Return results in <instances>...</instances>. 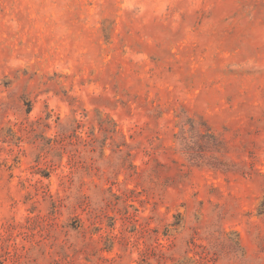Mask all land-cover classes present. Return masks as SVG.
Wrapping results in <instances>:
<instances>
[{
  "label": "rangeland",
  "instance_id": "obj_1",
  "mask_svg": "<svg viewBox=\"0 0 264 264\" xmlns=\"http://www.w3.org/2000/svg\"><path fill=\"white\" fill-rule=\"evenodd\" d=\"M0 264H264V0H0Z\"/></svg>",
  "mask_w": 264,
  "mask_h": 264
}]
</instances>
